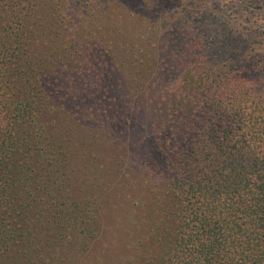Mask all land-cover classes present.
<instances>
[{
  "label": "trees",
  "instance_id": "1",
  "mask_svg": "<svg viewBox=\"0 0 264 264\" xmlns=\"http://www.w3.org/2000/svg\"><path fill=\"white\" fill-rule=\"evenodd\" d=\"M0 264H264V0H0Z\"/></svg>",
  "mask_w": 264,
  "mask_h": 264
},
{
  "label": "rangeland",
  "instance_id": "2",
  "mask_svg": "<svg viewBox=\"0 0 264 264\" xmlns=\"http://www.w3.org/2000/svg\"><path fill=\"white\" fill-rule=\"evenodd\" d=\"M255 10H256V9H255ZM109 20H110L111 23H113V22L116 20V18H109ZM120 23H121V24H126V25L130 24L129 21H125L124 19L121 20Z\"/></svg>",
  "mask_w": 264,
  "mask_h": 264
}]
</instances>
